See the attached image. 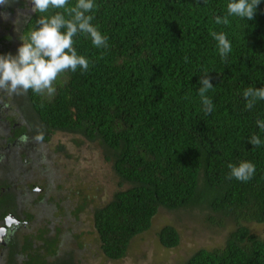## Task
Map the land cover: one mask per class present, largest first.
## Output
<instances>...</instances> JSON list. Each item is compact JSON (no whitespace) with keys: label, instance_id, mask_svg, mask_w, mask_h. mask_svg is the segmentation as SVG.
Wrapping results in <instances>:
<instances>
[{"label":"trees","instance_id":"trees-1","mask_svg":"<svg viewBox=\"0 0 264 264\" xmlns=\"http://www.w3.org/2000/svg\"><path fill=\"white\" fill-rule=\"evenodd\" d=\"M95 2L92 24L107 36L108 46L98 49L89 37L78 36L76 48L89 59V69L66 73L54 96L28 91L25 97L39 118L43 140L68 132L98 141L117 176L130 184L94 211L103 253L111 260L124 258L161 208L197 205L235 228L224 246L201 248L184 264H264V236L248 226L264 223V131L257 125L264 121V100L249 110L243 97L249 86L264 87V0L253 21L230 16L227 25L215 18L227 14L230 0ZM56 11L26 17L16 50L13 44L6 49L15 55L41 16ZM211 32L224 33L231 42L226 59ZM0 38L6 45L7 38ZM205 74L213 84L207 93L211 113L198 94ZM253 135L260 146L248 142ZM242 161L255 164L254 177L228 179V165ZM158 237L166 248L180 243L173 225L163 226ZM59 248L50 247L53 254ZM31 261L48 264L38 254ZM52 264L77 263L71 252Z\"/></svg>","mask_w":264,"mask_h":264},{"label":"rangeland","instance_id":"rangeland-1","mask_svg":"<svg viewBox=\"0 0 264 264\" xmlns=\"http://www.w3.org/2000/svg\"><path fill=\"white\" fill-rule=\"evenodd\" d=\"M22 20L20 25L23 24ZM19 30L15 31V39L21 36ZM8 97L11 107L19 110L22 106L28 120L26 122L32 125L33 131L40 129L39 118L25 94ZM18 112L16 117L20 120L22 116ZM40 135L39 131L34 137L29 133L28 147L21 149V152L29 154L28 160L15 161L19 169L14 182L22 183L18 191L24 193L27 185L42 183L44 188L40 192H34L31 188L32 197L35 198L31 205L28 201L21 203V213H31L34 219L26 225L20 222L16 228L9 229V234L5 236L9 241L17 234H21L20 243L25 241L26 236H33L39 250L44 244L34 236L39 235L41 228L49 223L52 225L46 233L49 237L54 235L60 247L54 261L66 260L68 254L73 252L77 264H184L201 248L212 250L224 246L229 233L235 228L231 221L225 223L220 214L197 205L178 210L161 208L151 228L133 238L126 256L111 260L101 249L94 227V211L112 200L117 191L130 187V184L122 182L117 176L113 163L106 157L107 149L98 141L68 132L51 134L49 141L41 139ZM47 204L50 205L48 210ZM42 205H45V209ZM79 207L81 209L77 210ZM46 211L51 214L48 215ZM165 225L177 228L180 234L178 246L166 248L161 244L158 232ZM248 226L253 232L264 236V223H250ZM53 258L44 259L52 264Z\"/></svg>","mask_w":264,"mask_h":264},{"label":"clouds","instance_id":"clouds-1","mask_svg":"<svg viewBox=\"0 0 264 264\" xmlns=\"http://www.w3.org/2000/svg\"><path fill=\"white\" fill-rule=\"evenodd\" d=\"M261 0H230L227 14L217 16V24L229 23L228 17L235 16L253 21ZM34 13L47 14L50 9L58 10L52 15H42L38 28L31 31L26 40H22L17 53L0 54V91L8 94H26L32 91L36 95L54 96L56 84L68 72L78 70L83 74L90 67V61L78 53L77 37L84 35L91 39L98 49L108 46V38L92 24V14L98 5L95 0H31ZM0 6H9V0H0ZM7 18V17H6ZM217 41L221 58L226 59L232 51L231 42L226 34L211 32ZM198 94L205 112L211 113L214 105L207 93L213 88L210 77H201ZM246 109H252L258 101L264 100V87L249 86L243 91ZM257 125L264 131V121L257 120ZM253 146H260L261 139L253 135L250 140ZM228 179L235 178L241 182L250 181L256 172L252 162L242 161L239 165L230 163Z\"/></svg>","mask_w":264,"mask_h":264},{"label":"flooded vegetation","instance_id":"flooded-vegetation-1","mask_svg":"<svg viewBox=\"0 0 264 264\" xmlns=\"http://www.w3.org/2000/svg\"><path fill=\"white\" fill-rule=\"evenodd\" d=\"M10 1L13 3L11 4L9 2L8 8L0 6V37L7 38L6 45L0 42V54L10 52L6 49L7 45L11 46L13 44V48L15 49L14 45L18 42L15 39V31L19 28L20 32L22 30L20 20L34 13L32 11L31 0H24L23 5L18 2L19 0ZM11 52L14 54L13 49ZM8 96H13V94L0 91V264H35L31 259L33 257L36 259L37 254L41 255L43 259L47 258L48 260L50 257H54V261L56 253L53 254L50 247L58 246L57 242L50 247L46 245V242L53 243L55 241L54 235L49 237L50 235L46 233L52 224L46 223V227L43 226L41 228L39 235L34 236L35 238L41 239L44 244L39 250H37V245L34 239H32L33 236H30L31 238L26 236L23 243H20V240H22L20 237L21 234L14 235L11 241L5 237L9 234L8 230L16 228L20 222L26 225L34 219L31 213L30 215L21 213V203L28 201L31 205L35 199L32 197L31 188L34 192H40L44 188L42 183H39L40 185L33 184V186L27 185L26 192L24 193L18 191V188H22V183L14 182V176L19 169V164L15 161L21 160L27 162L29 154L21 152V149L28 147L27 140H30L29 133L33 137L37 136L39 129L36 130L37 133L33 132L32 125L26 122L28 120L26 119L22 106L19 109L20 111L11 107ZM17 112L22 116L20 120L16 117ZM21 128H25V133L20 132ZM3 198L5 202L2 201ZM10 207V212H3L7 208L10 209ZM41 207L45 209V205ZM48 209H50V205L47 204L46 210ZM46 213L48 215L51 214V212L47 211ZM38 263L41 264V261Z\"/></svg>","mask_w":264,"mask_h":264}]
</instances>
